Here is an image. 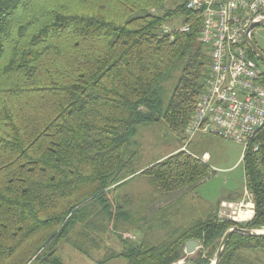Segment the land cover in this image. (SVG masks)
Returning <instances> with one entry per match:
<instances>
[{
  "label": "trees",
  "instance_id": "1",
  "mask_svg": "<svg viewBox=\"0 0 264 264\" xmlns=\"http://www.w3.org/2000/svg\"><path fill=\"white\" fill-rule=\"evenodd\" d=\"M165 1L0 0V264H66L56 255L62 241L90 255V244L99 248L108 230L125 247L107 249L95 264L214 260L232 223L213 213L185 226L164 220L163 238L136 243L120 234L139 227L132 213L109 197L138 174L131 144L139 127L163 117L185 134L210 74L200 16L186 0L155 11ZM177 17L189 31L166 28ZM174 71L167 99L163 83ZM242 163L256 214L240 226L264 229V127ZM208 172V163L185 149L141 171L163 192ZM78 226L82 239H72ZM193 238L202 246L189 259L185 242ZM247 250L264 252V237L234 233L219 264H260Z\"/></svg>",
  "mask_w": 264,
  "mask_h": 264
},
{
  "label": "rangeland",
  "instance_id": "2",
  "mask_svg": "<svg viewBox=\"0 0 264 264\" xmlns=\"http://www.w3.org/2000/svg\"><path fill=\"white\" fill-rule=\"evenodd\" d=\"M177 1L166 0L155 11L163 13L170 8H175ZM181 26L182 18L177 17L168 23L166 28L173 30ZM252 38L264 53V25L254 28ZM256 62L264 68L262 60L256 59ZM178 76L179 73L174 71L171 81L165 79L163 83L165 98L168 99L172 94ZM185 137L186 132L176 135L163 117L149 125L140 126L131 144L132 149L137 151L136 168H146L157 159H164L176 152L178 148L184 149ZM196 141L188 144L186 149L199 156L205 150L212 155V160L208 163V174L196 184L178 191L163 192L156 187L151 176L138 172L136 176L109 194L112 202L118 200L125 205L126 209L132 213L136 226L139 225L137 229L122 231L120 234L123 238L136 243H141L144 237L149 241L160 240L168 231V228L161 226L164 220L171 226H185L195 219L211 214L222 199L233 198L236 195L242 197L246 188L242 163L244 144L212 135L204 137L200 142ZM139 218L141 223L137 222ZM80 231H82L81 226H78L72 239H82L77 237ZM101 237L103 242L99 248H93L89 243L90 255L83 254L67 240L59 244L56 255L66 264H95L104 256L107 249L122 251L125 247L118 233L108 230L101 234ZM85 245L84 242V247ZM198 250L194 254L187 255L188 258H196ZM245 255L254 262L264 264L263 251L247 250ZM182 261L187 259L184 258ZM106 264H127V261L124 257H118Z\"/></svg>",
  "mask_w": 264,
  "mask_h": 264
},
{
  "label": "built area",
  "instance_id": "3",
  "mask_svg": "<svg viewBox=\"0 0 264 264\" xmlns=\"http://www.w3.org/2000/svg\"><path fill=\"white\" fill-rule=\"evenodd\" d=\"M186 8L201 18L198 39L209 48L211 64L186 129L184 149L202 133L243 143L245 151L264 127V68L249 56L246 42L250 24L264 21V0H186ZM189 29L188 24L179 27L183 32ZM196 157L207 162L210 156L205 152ZM255 214V200L247 187L242 197L218 204L217 219L232 225L248 223Z\"/></svg>",
  "mask_w": 264,
  "mask_h": 264
},
{
  "label": "water",
  "instance_id": "4",
  "mask_svg": "<svg viewBox=\"0 0 264 264\" xmlns=\"http://www.w3.org/2000/svg\"><path fill=\"white\" fill-rule=\"evenodd\" d=\"M264 21H255L250 24V26L247 29L246 33V42L248 47L252 50V52L264 62V53L263 51L256 45L254 42L252 35L250 32L257 26L263 25ZM234 233H239L246 236H257V237H264V229H253V228H246L241 227L239 225H231L227 231L224 233L223 237L221 238L219 247L217 249L216 255L214 260L211 264H219L221 261V258L223 256V253L226 250V247ZM202 243L199 239H189L185 242V253L186 255H191L197 252L199 248H201ZM182 262V260L178 261ZM187 264H197L193 261H185ZM176 264V263H175Z\"/></svg>",
  "mask_w": 264,
  "mask_h": 264
},
{
  "label": "crops",
  "instance_id": "5",
  "mask_svg": "<svg viewBox=\"0 0 264 264\" xmlns=\"http://www.w3.org/2000/svg\"><path fill=\"white\" fill-rule=\"evenodd\" d=\"M206 136H209V135H205V134H202V133H199V134H197L195 137H193L192 138V140L190 141V143L192 142V141H194V140H197L196 142H200L204 137H206ZM189 143V144H190ZM179 149H183V148H178L177 150H179ZM176 150V151H177ZM188 150V149H187ZM188 151H190V152H192L191 150H188ZM205 152H208V151H203V153H205ZM174 153V152H173ZM194 155H196V156H199L198 154H196V153H194V152H192ZM202 153V154H203ZM209 153V152H208ZM170 155V154H169ZM209 160L206 162V163H209L211 160H212V155L211 154H209ZM200 157V156H199ZM243 157V156H242ZM166 158V157H165ZM161 159H163V158H161ZM161 159H157L156 161H158V160H161ZM155 161V162H156ZM203 161V160H202ZM205 162V161H204ZM154 163V162H153ZM152 164V163H151ZM150 165V164H149ZM148 167V166H147ZM143 169H145V168H140L139 169V171L138 172H141ZM241 196L240 195H236L235 197H233L232 199H238V198H240ZM229 199H231V198H229ZM219 204V203H218ZM218 204L215 206V208H214V211L212 212L213 214H215L216 216H217V210H218Z\"/></svg>",
  "mask_w": 264,
  "mask_h": 264
}]
</instances>
